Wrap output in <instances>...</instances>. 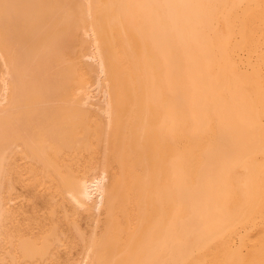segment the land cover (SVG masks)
Instances as JSON below:
<instances>
[{"label": "bare ground", "instance_id": "1", "mask_svg": "<svg viewBox=\"0 0 264 264\" xmlns=\"http://www.w3.org/2000/svg\"><path fill=\"white\" fill-rule=\"evenodd\" d=\"M0 264H264V0H0Z\"/></svg>", "mask_w": 264, "mask_h": 264}]
</instances>
